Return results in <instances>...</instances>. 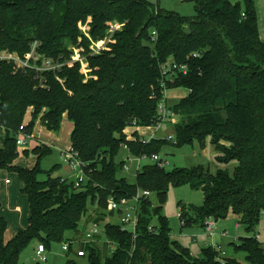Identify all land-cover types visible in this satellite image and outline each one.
Masks as SVG:
<instances>
[{
    "label": "trees",
    "instance_id": "1",
    "mask_svg": "<svg viewBox=\"0 0 264 264\" xmlns=\"http://www.w3.org/2000/svg\"><path fill=\"white\" fill-rule=\"evenodd\" d=\"M181 1L194 5L193 17L165 9L161 0H0V52L25 58L36 44L43 58L62 65L56 73H39L0 64V172L18 175L29 203L27 227L10 240L0 212V264H20L35 242L51 250L72 240L67 236L79 231L95 206L94 220L105 224L106 242L102 248L82 245L88 264H222L214 247L196 257L173 239L163 208L170 187L183 186L202 191L204 201L188 210L179 203L181 227L204 228L207 219L219 222L232 213L248 233L232 243L234 253L245 254V264H264L255 236L264 213V42L256 2ZM110 35L106 49L92 54L91 45ZM75 50L83 62L72 60ZM168 62L187 70L164 77ZM165 87L188 91L171 108L180 117L175 143L154 139L144 144L138 133L128 141L125 130L134 123L157 124ZM28 117L30 135L38 120L54 133H60L65 118L73 123L71 148L87 164V179L79 188L53 177L58 165L42 168L53 154L45 144L33 150V168L15 165L20 155L16 136ZM207 140L222 166L215 175L203 167L167 170L156 164L145 165L133 181L122 175L125 143L133 156L142 157L195 141L203 146ZM139 190L151 191L158 200L156 205L140 201L135 233L105 222L115 215L107 213L109 198L131 199ZM153 223L155 231L149 228ZM109 244L115 246L112 252ZM67 256L65 264H80L72 248ZM244 263L226 258V264Z\"/></svg>",
    "mask_w": 264,
    "mask_h": 264
},
{
    "label": "rangeland",
    "instance_id": "2",
    "mask_svg": "<svg viewBox=\"0 0 264 264\" xmlns=\"http://www.w3.org/2000/svg\"><path fill=\"white\" fill-rule=\"evenodd\" d=\"M236 1V0H232ZM162 7L167 10L177 12L183 16L193 17L195 15L194 5L191 3H183L181 0H161ZM256 9L258 14V25L260 30V36L264 42V0H255ZM188 91L184 88H175L169 89L167 92V106L169 108L174 107L180 102L181 99L186 97ZM30 120L28 117L27 121ZM180 121V118L178 122ZM37 121L34 130L37 126V130H40L39 133L40 140H46L48 143L53 144L51 148L53 154L44 158L41 163V166L44 170L49 171L54 166L58 165L59 167L54 171L53 177H62L66 176L69 180L74 181L75 177L71 175L69 168L63 163V158L60 156L59 147L70 148V134H71V122L68 119H64V124L60 133L47 132L43 129V126ZM38 124V125H37ZM42 130V131H41ZM160 139L167 140L172 142L169 139V136L175 137V128L172 124L167 123L162 126L161 131L157 134ZM176 138V137H175ZM174 138V139H175ZM46 145V144H45ZM49 147V146H48ZM54 149V150H53ZM31 151L26 150V153L23 149L20 150V155L17 159V165L24 168H33L37 161V156H35ZM217 152L211 143L207 140L203 146L199 142L195 141L193 145H188L182 149H175L167 147L161 154L163 158L169 162L166 167L167 170L172 169H183V168H200L203 167L206 170H210L211 174L215 175L218 169L222 168L216 161ZM149 161H144L143 165L148 164ZM234 164L230 165L228 168L230 171H233ZM4 179H8L12 186L0 188V212L4 215L8 221V228L5 234V238L8 239L13 237L16 231L26 225H28L29 218V203L27 196L22 192L23 183L18 178V175L14 172L4 171ZM70 172V173H69ZM127 177L130 181H133L134 178L125 173L122 174ZM40 179H44L45 176H40ZM157 196L153 197V201L157 204ZM204 196L202 191L193 190L189 186L183 187H170L168 192L167 201L163 208V213L166 216L170 228L172 230V237L174 240H177L181 245L188 247L191 252L196 256L200 257L202 255V249L207 248L217 241L222 245L223 250L227 253L228 258H237L239 261L244 263L245 254H235L233 250L232 243L237 242L234 237L247 236L248 233L241 225L236 229V223L238 221L237 216L230 213L229 217L220 220L217 225L218 232L226 229L229 232L228 237L218 234L214 240H209L205 235L204 229L201 226H194L192 228H183L181 227V222L179 219V211L181 208L178 207L179 203H182L187 210L195 207H199L203 204ZM95 207H91L88 215L80 223L79 231L77 233H72L67 236V239H73L76 243L82 241L87 231L92 227L93 223H96L94 220L96 217ZM190 212L192 210H189ZM227 220V221H226ZM111 221L115 224L119 222L118 215L108 216L106 221ZM101 229H103V223H99ZM256 231L260 234L261 242H264V213L260 219V223L257 226ZM11 239V238H10ZM104 236L97 238L94 243L98 244L100 248L103 247L105 243ZM65 243V242H64ZM54 244L51 250H47L48 262L40 261L39 257L36 255L34 250L39 243L35 242L31 245L30 248L25 250L20 259V264H35L37 262L41 264H65L67 261V253L63 251V245ZM77 250H80L76 247ZM87 257V256H86ZM78 258L80 264H88L87 259ZM245 264V263H244Z\"/></svg>",
    "mask_w": 264,
    "mask_h": 264
},
{
    "label": "built area",
    "instance_id": "3",
    "mask_svg": "<svg viewBox=\"0 0 264 264\" xmlns=\"http://www.w3.org/2000/svg\"><path fill=\"white\" fill-rule=\"evenodd\" d=\"M116 29L117 27H114L112 32H114ZM152 36L155 39L157 36L156 32H153ZM111 37L112 36L110 35V37L105 41H101L100 43H93L91 45V53L94 55H99L104 49H106L107 44L111 40ZM35 48H36V44L33 45L32 51L25 58H22L16 52H10L7 50L1 51L0 64L3 63L13 64L16 71L27 70L31 68L39 73L58 72V70L62 67V65L53 60L43 58L39 53L36 52ZM72 60L83 62L84 58L81 56L78 50L77 51L75 50ZM39 62H41L40 65ZM186 70H187L186 66L178 65L174 62H168L162 67V75L164 77H169L177 72L185 73ZM167 92L168 89L165 87L163 98L158 106L157 124L151 127H139L136 125V123H134L132 126L128 127L130 129L131 128L139 129L136 133L139 134L144 144L154 139H160L157 136V134L159 133V131H161L162 126L164 124L170 123L174 126L178 123L180 117L177 114H175L171 108L167 106ZM27 122L28 121H26V123L20 126L19 132L16 136L17 150L19 151L24 149L28 145L32 137V135L28 134L26 131ZM150 132L151 134L149 135ZM129 137L130 136L127 135L128 141L135 140V138L130 139ZM174 138H175L174 136H169V139H171L173 143H175ZM122 153H123V157L121 159L124 162L123 173L130 175L133 178L137 176V174L142 170V168L145 165L156 164L160 168L166 169V167L169 164L166 158H163L161 154L135 157L130 153V149L127 143L123 145ZM62 158H63V163L69 168L71 175L75 177L74 180L75 186L79 188L87 179V175L85 173L87 164L79 159L78 153L74 151L72 148L62 152ZM144 161H149V163L143 165ZM67 179L69 180L68 177L63 178V181ZM9 183L10 181L7 180L6 184ZM155 195L156 194L148 190H139L137 194L131 199L123 198L121 200H117L111 197L109 198L107 203V213H114L115 215H118L119 222L116 225H119L122 228V230L131 231L135 233L140 220L139 218L140 201L142 199H151L153 205H156L155 202L153 201V197ZM181 215H182V211L180 209L178 214L179 218H181ZM217 225L218 222L215 221L214 219L209 218L206 220L205 227L203 229L205 235L209 238V240H214L215 237L218 235ZM235 225H236V229L241 226L238 222ZM155 226L156 223H153L149 227L150 230L155 231ZM222 235L228 237L229 233L225 231L224 234ZM97 236H101V237L104 236V227L103 229H101V226L98 223H93L92 227L87 231L86 236L82 241L78 243H76V241L73 239L70 241H65L63 245V251L67 253L69 249L72 248L73 255L75 256V258L77 259L85 258L87 256V253L84 250H82V245L94 243L96 241ZM255 236H256V240L261 243V246L264 249V242H261L260 234L258 231H256ZM234 239L237 241L238 237H234ZM211 246L214 247L220 253V260L222 264H226V258L228 257H227V253L223 250L222 246L216 244ZM76 247L79 248L80 250H77ZM114 248H115L114 245L109 244L110 252H112ZM46 253H47V248L43 244H39L36 249V255L39 257L40 261L48 262V256Z\"/></svg>",
    "mask_w": 264,
    "mask_h": 264
},
{
    "label": "crops",
    "instance_id": "4",
    "mask_svg": "<svg viewBox=\"0 0 264 264\" xmlns=\"http://www.w3.org/2000/svg\"><path fill=\"white\" fill-rule=\"evenodd\" d=\"M65 119H67V118H65ZM39 124H41L40 122H38ZM63 124H64V121H63ZM62 124V125H63ZM38 125V124H37ZM42 125V124H41ZM43 129L45 130V131H47V132H50V131H48L44 126H43ZM73 129H74V125H73V123H71V134H72V132H73ZM139 129H137V128H128V129H126L125 130V133H126V135H129L130 137V139H133L134 137H133V134L134 133H136L137 131H138ZM42 131V130H41ZM39 133H41L40 132V130H37V126H36V128H35V130L33 131V134H32V137H31V139H30V141H29V143H28V145L23 149L24 151H26V150H29V151H31L32 149H35L37 146H39L40 144H46V146H49L50 148H52L54 145L53 144H50V143H48L46 140H40V136H39ZM53 133V132H52ZM71 134H70V142H71ZM151 134V132L149 133V135ZM158 136V135H157ZM159 137V136H158ZM55 147V146H54ZM214 147V146H213ZM57 148H59V153H60V156H62V152H64L65 150H68V149H70L71 148V143H70V148H62V147H57ZM215 148V147H214ZM54 150V149H53ZM215 151H216V149H215ZM217 152V151H216ZM123 157V153H122V155H121V158ZM15 165L16 166H19V165H17V160L15 161ZM36 165V164H35ZM4 171H2V172H0V188H1V186H3V187H10V186H12L11 185V183H9V184H6V181L8 180V179H4V181H3V175H4ZM70 173V172H69ZM6 174V173H5ZM62 178H67V175L66 176H62ZM4 216V215H3ZM5 217V216H4ZM6 218V217H5ZM29 219V218H28ZM227 221V220H226ZM197 226V225H196ZM26 228V225L25 226H23V227H20L17 231H16V233L13 235V237L17 234V232L19 231V230H21V229H25ZM192 228V227H191ZM225 231H227L226 229H224V230H222V231H220V233L218 232V234H224V232ZM228 232V231H227ZM229 233V232H228ZM230 235V234H229ZM223 236V235H222ZM13 237H10L11 239L13 238ZM224 237H226V236H224ZM10 238H8L7 240H10ZM216 238V237H215ZM212 241V240H211ZM214 244H216V245H219V246H222L221 244H219L217 241L215 242H213V244L212 245H214ZM38 246V245H37ZM36 249H37V247H35L34 248V250H35V252H36ZM72 258H75V257H72ZM77 261L79 260V259H77V258H75ZM79 262V261H78Z\"/></svg>",
    "mask_w": 264,
    "mask_h": 264
}]
</instances>
